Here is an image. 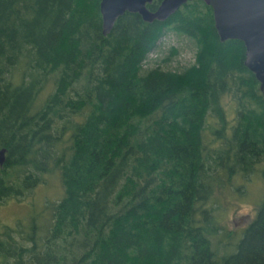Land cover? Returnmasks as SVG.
I'll list each match as a JSON object with an SVG mask.
<instances>
[{
	"label": "trees",
	"instance_id": "1",
	"mask_svg": "<svg viewBox=\"0 0 264 264\" xmlns=\"http://www.w3.org/2000/svg\"><path fill=\"white\" fill-rule=\"evenodd\" d=\"M100 2L0 0V205L48 172L63 184L43 218L0 227V264H264V201L242 228L216 205L235 176L264 178L244 41L221 39L204 0L164 20L126 11L105 35ZM170 31L195 61L167 66L171 45L147 66Z\"/></svg>",
	"mask_w": 264,
	"mask_h": 264
},
{
	"label": "rangeland",
	"instance_id": "2",
	"mask_svg": "<svg viewBox=\"0 0 264 264\" xmlns=\"http://www.w3.org/2000/svg\"><path fill=\"white\" fill-rule=\"evenodd\" d=\"M171 45L177 46L179 53L168 62L167 66L182 69L195 61V43L186 35L170 31L162 38L161 46L151 53L147 66L153 64L154 61L162 60V57L169 53ZM224 100L227 102L228 117L233 121L236 117V103L228 96ZM213 124H215V120L209 121L208 132L211 131ZM211 138L213 139L212 133L208 139L211 140ZM62 194L63 184L59 171L46 173L43 180L20 199L11 198L0 205V227L5 224L16 225L21 219H24L27 224L32 212H39L40 218H43L45 212L48 213L47 201L56 200ZM221 194L216 200V205L220 206L218 215L221 216L222 222L228 228H234L236 225L233 219L237 216L246 213H250L252 218L256 216L260 204L264 201V178L258 173L250 174L247 177L239 174ZM244 226L245 224L240 225L239 228Z\"/></svg>",
	"mask_w": 264,
	"mask_h": 264
},
{
	"label": "water",
	"instance_id": "3",
	"mask_svg": "<svg viewBox=\"0 0 264 264\" xmlns=\"http://www.w3.org/2000/svg\"><path fill=\"white\" fill-rule=\"evenodd\" d=\"M153 0H101L103 33H110L126 11L139 12L147 21L164 20L176 12L188 0H162L152 10L148 3ZM214 12L215 26L222 40L239 38L246 46L245 64L255 73L264 89V0H204ZM7 158V148L0 147V165ZM246 213L234 218L240 226L251 221Z\"/></svg>",
	"mask_w": 264,
	"mask_h": 264
}]
</instances>
